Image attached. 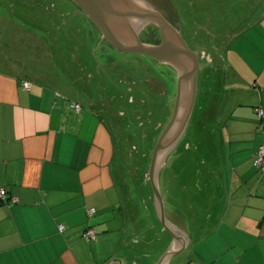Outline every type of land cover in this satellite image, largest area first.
<instances>
[{
	"label": "crops",
	"instance_id": "1",
	"mask_svg": "<svg viewBox=\"0 0 264 264\" xmlns=\"http://www.w3.org/2000/svg\"><path fill=\"white\" fill-rule=\"evenodd\" d=\"M14 2L20 9H31L33 17H25L24 23L33 27H44L45 12L64 14L60 15L59 1H55L58 5L51 0L45 5L38 0ZM244 21L248 22L240 26ZM83 23H76L78 29ZM236 23L240 25L235 31H245L230 37L236 60L227 66L235 100L229 116L221 118L206 110L204 101L199 109L200 119L215 120L216 127L202 128L209 136L201 144L204 162H215L213 167L207 165L205 173L199 171L197 181L202 195L197 201L205 197L212 206L186 211L176 205L177 197L169 208L164 200L168 217L183 221L189 237L188 245L171 255L167 264H264V172L255 165L257 151L264 145V115L262 120L256 116L257 108L264 111V0H256L250 15ZM20 35L27 55L44 46L43 37L33 30ZM21 52L12 51L13 59L0 58V189L18 199L0 202V264H161L179 248L176 236L162 225L158 238L141 242L129 221L145 201L128 199L126 206L122 199L116 201L133 195L135 187L128 183L140 180L125 167L126 151L117 150L102 118L74 113L65 99L60 105L52 77L33 68L37 61L30 65L18 59ZM106 55L110 64H117ZM25 83L31 86L26 88ZM187 151L192 152L190 145ZM118 157L124 160L121 183L114 171ZM185 171L181 167V178ZM180 187L191 209L192 188L188 182ZM142 197L154 206L145 220L156 223L154 194L145 192ZM90 209L97 211L91 219ZM89 226L98 233L91 244L83 238Z\"/></svg>",
	"mask_w": 264,
	"mask_h": 264
},
{
	"label": "rangeland",
	"instance_id": "2",
	"mask_svg": "<svg viewBox=\"0 0 264 264\" xmlns=\"http://www.w3.org/2000/svg\"><path fill=\"white\" fill-rule=\"evenodd\" d=\"M51 1L61 2L60 15L63 11L64 14L60 17L58 10L45 12L42 16L45 20L44 22L42 19L44 27L40 25L33 27L31 24L24 23L25 17L30 20L33 17L31 9H20L14 0H0V58L6 60L7 57L12 56V51L22 49L17 58L29 64L37 61L33 68H39L46 72L48 77H52L56 90L61 95L60 105L64 99L70 104L78 102L83 106V114H92L98 120L102 118L114 136L118 151H126L131 145L127 152V155H130L128 161L131 162L137 156L133 150L131 151L132 145L143 148V154L147 155L148 153L152 160L153 153L147 152V149L150 148L149 143L144 144L143 139H146L148 134H152L153 128H162L166 122L168 124L169 121L166 117L163 118L161 112L170 118L173 115L176 102L174 100L177 99L178 93L177 82L157 61L143 56L123 54L124 62L136 65L137 79L133 70L122 63V54L114 51L108 52V56H112L113 60H116L117 64L115 65L106 60V53L98 54L100 63L108 77L99 67L88 39H85L89 38L86 29L83 27L80 30L76 25L77 22L84 21L80 15L75 14L77 9L68 4L65 6L68 0ZM255 1L158 0L164 13H173L169 15L167 21L181 33L182 39L187 45L195 50H201V55L206 54V59L202 62L198 74V93L192 117L183 137L172 150L168 158L169 162L166 163L162 173V196L168 208L176 197V205L186 211H205L212 206L209 199L205 200V197L203 200L197 201L198 197H202L199 194L200 185L198 186L197 181L199 182L198 178H200L199 171L202 170L205 173L207 165L213 167L212 164L215 162L214 159L210 160L213 163L204 162L205 156L203 155L205 153L201 144L209 136L207 132L202 131V128L208 126L212 131L211 125L214 129L216 127L215 120L212 122L200 119L199 109L203 107L202 101H204L206 110L217 113L218 117L221 115V118L226 119L229 116L230 107L233 106L235 100L229 88L228 81L230 79L227 77L229 73L227 66L236 60L232 53L230 37L235 36L236 32L238 35L241 31H245L244 29L235 31L239 27L236 23L239 19L233 17L250 15ZM47 2L39 0V3H44V5ZM180 2L181 6H179ZM55 3L57 4V2ZM170 16L172 21H170ZM14 22L17 23V26L14 25ZM23 30L29 32L33 30L34 34L43 37L44 46H40L41 50H35L36 53L31 55L23 53V50L27 51V46L22 44L24 40H21L20 35ZM135 31L140 32L141 30L135 28ZM140 38L143 43L149 44V39L142 31ZM40 41H35V43H40ZM28 42L34 44L33 41ZM37 75L41 76V74ZM206 88L208 94H206ZM207 102L209 103L206 104ZM156 108H160L158 109L160 113L156 111ZM127 128L128 130H126ZM131 133L133 136L130 135ZM138 133L139 136L141 135L140 140L137 138ZM159 138L160 136L158 140ZM213 139L215 140V137ZM189 145L192 147V152L187 151ZM155 148L156 145L153 152ZM122 162L124 160L118 157V161L114 164V171L120 183ZM203 163H205V167ZM147 164H149L147 170V182H149L151 161ZM181 167L186 169V175L183 178L180 177ZM189 168L194 171L193 174L196 178L192 176V172L189 173ZM141 182L143 183L142 179ZM181 182H188L192 188L195 202L191 209H188L190 205L184 196L181 197ZM142 183L140 180H134L133 184L130 181L128 185L135 187L133 195L130 194L126 197L120 195L121 197L116 200L119 202L122 199V205L125 206L128 199L136 200L138 203L145 201L142 206H139L138 211H133L134 217H131L129 221V225L133 226L130 229L138 230L135 235L141 242L149 238H158V229L160 230L162 227L159 217L161 224L158 220L154 223L151 218L145 220L147 211H154V206L152 202L142 197L145 192L146 195L149 194V189ZM137 187L140 188L141 193L138 192L139 188L137 189ZM136 196H138L137 199ZM213 201L211 200L212 203ZM120 208L117 211H121L122 206ZM148 226L151 228H145Z\"/></svg>",
	"mask_w": 264,
	"mask_h": 264
},
{
	"label": "water",
	"instance_id": "3",
	"mask_svg": "<svg viewBox=\"0 0 264 264\" xmlns=\"http://www.w3.org/2000/svg\"><path fill=\"white\" fill-rule=\"evenodd\" d=\"M73 2L82 9L84 15L98 26L103 34V40H106L117 52L122 54V63L133 70L137 79L136 65L124 62L123 54L143 56L159 62L158 64L178 84L174 112L156 144L149 171V182L154 192L159 219L166 231L172 237L175 235L176 242H179V248L162 259L161 264H167L171 255L183 250L188 245L189 237L186 233L185 223L167 215L162 196V173L166 163L169 162L168 158L172 150L183 137L195 108L198 74L201 70L199 54L187 45L182 39L181 33L167 21L169 15L173 13H164L158 0H73ZM179 6H181V2ZM155 8L158 12L155 11ZM75 14L80 15L78 9ZM80 16L84 20L83 26L88 33L89 38L87 39L93 54L99 67L103 69L98 54L113 50L106 43H102L100 33L94 28L93 23L82 15ZM135 28H139L150 42L154 41L152 44L155 45L143 43L140 38L141 31L136 32ZM103 71L108 76L104 69ZM125 94L127 95V93Z\"/></svg>",
	"mask_w": 264,
	"mask_h": 264
},
{
	"label": "trees",
	"instance_id": "4",
	"mask_svg": "<svg viewBox=\"0 0 264 264\" xmlns=\"http://www.w3.org/2000/svg\"><path fill=\"white\" fill-rule=\"evenodd\" d=\"M15 1V0H14ZM48 1H50V0H48ZM82 16L85 18V19H89V18H87L84 14H82ZM233 18H235V19H240V18H242V19H244L245 18V16H237V17H233ZM245 22H248V21H244V22H242L241 23V25L240 24H238V25H240V26H242ZM93 26L95 27V25L93 24ZM96 28V27H95ZM97 29V28H96ZM222 29H223V27L221 28V32H222ZM98 30V29H97ZM100 33V32H99ZM100 35V37H101V34H99ZM120 54V53H119ZM75 104H77V105H79L80 107H81V110H80V112H76V110H74L73 108H72V105H75ZM70 109H72V111L74 112V113H76V114H81L82 112H83V106L80 104V103H78V102H72L71 104H70ZM158 109H160V108H156V111H158L159 113H160V111L158 110ZM258 109H261V108H257L256 109V116L258 117V119H260V120H262L263 118H260L259 117V115H258ZM140 112V111H139ZM135 114V113H134ZM213 114H214V112H213ZM215 114H217V113H215ZM161 115H163V118H167V121H169L170 120V116H168L167 114H163L162 112H161ZM147 116H149V115H147ZM160 116V115H159ZM135 122V121H134ZM136 123V122H135ZM137 124V123H136ZM166 124H167V122H166ZM166 124H164V125H166ZM162 125V124H161ZM164 125L162 126V128L161 127H155V128H153V132H152V134L150 133V134H148V136L146 137V139L144 138L143 139V142H144V144L145 143H149V147L150 148H148L147 149V152H149L150 154L151 153H153V149H154V146L157 144V141H158V137L159 136H161V134H162V131L165 129V127H164ZM126 130H128V128L126 129ZM130 135H132V133L130 134ZM133 136V135H132ZM140 137H141V135L139 136V133H138V136H137V138L140 140ZM142 139V138H141ZM151 141V142H150ZM133 146V145H132ZM137 145H135L134 147H132V149H131V151L133 150L135 153H136V157L134 158V159H132L131 160V162L130 161H128V162H130V163H128L127 161H126V163H125V167H126V169H130L131 171H133V172H135L134 173V176L137 174L138 175V179H140V183H142L141 182V179L143 180V183L146 181V179H147V170H148V165L149 164H147L148 162L150 163V161H151V158H150V156H149V154L147 153V155H145V154H143V151H142V149L139 147V146H137ZM130 147H131V145H130ZM130 147H128L127 148V150H126V157L128 158L130 155H127V151L128 150H130ZM145 150H146V148H144ZM144 150V151H145ZM153 155V154H152ZM150 160V161H149ZM134 162V163H133ZM142 183V184H143ZM144 185V184H143ZM146 186H147V188L149 189V193L150 194H154L153 193V189H152V186H151V183L150 182H147L146 181V184H145ZM140 187V186H139ZM141 187H142V185H141ZM140 187V188H141ZM6 191V190H5ZM6 193H7V191H6ZM152 196V195H151ZM152 198V197H151ZM11 200V202L13 203V201H12V198L11 197H9V195H8V193H7V195H6V198L5 199H0V202H2V203H4V202H7V201H10ZM95 210V213L91 216V217H89V215H88V212H87V215H88V218L89 219H91V218H93L95 215H96V213H97V211H96V209H94ZM90 228H92V229H95L94 227H92V226H89L85 231H84V234H85V232L88 230V229H90ZM59 231L62 233L63 231H64V226H63V229L61 230L60 228H59ZM95 231H96V229H95ZM83 234V235H84ZM96 234H97V236H98V233H97V231H96ZM97 236H96V239H97ZM84 238V237H83ZM96 239L94 240V241H91V242H87L86 241V243L87 244H91V243H94L95 241H96ZM85 240V239H84ZM190 264V263H189ZM195 264V263H194Z\"/></svg>",
	"mask_w": 264,
	"mask_h": 264
},
{
	"label": "built area",
	"instance_id": "5",
	"mask_svg": "<svg viewBox=\"0 0 264 264\" xmlns=\"http://www.w3.org/2000/svg\"><path fill=\"white\" fill-rule=\"evenodd\" d=\"M24 86L26 88H29L31 86V84L25 83ZM72 108L74 110H76V112H80V110H81V107L77 104L72 105ZM257 111H258L259 117L263 118V115H264L263 109H258ZM255 165L258 169H260L261 171L264 172V145L260 146L258 151H257L256 157H255ZM6 195H7L6 191L4 189H0V199H5ZM12 201H13V203H17L18 199L12 198ZM94 213H95V210L90 209L88 211L89 217H91ZM60 229L61 230L63 229L62 225L60 226ZM96 236H97L96 231H95V229H92V228L88 229L85 232V234L83 235L85 241H87V242L94 241L96 239ZM190 264H194V263H190Z\"/></svg>",
	"mask_w": 264,
	"mask_h": 264
},
{
	"label": "flooded vegetation",
	"instance_id": "6",
	"mask_svg": "<svg viewBox=\"0 0 264 264\" xmlns=\"http://www.w3.org/2000/svg\"><path fill=\"white\" fill-rule=\"evenodd\" d=\"M39 1V0H38ZM47 1V0H46ZM67 3L70 5V6H74L75 8H77L78 10H79V14L80 15H82L83 14V11H82V9L76 4V3H74L73 2V0H68L67 1ZM156 9V8H155ZM154 9V10H155ZM155 11H157V9L155 10ZM158 12V11H157ZM160 13V12H159ZM86 16V15H85ZM87 17V16H86ZM87 18H89V17H87ZM88 20H90L94 25H95V27L98 29H96L95 27V29L97 30V32H100V34H101V41H102V43L104 44V43H106L107 45H109V48L110 49H112L114 52H116V53H119V52H117L106 40H103V34H102V32H101V30L98 28V26L89 18ZM170 21H172L171 20V16H170ZM154 28H157V29H159L157 26H154ZM141 35V34H140ZM159 35H160V31H159ZM160 39H161V36H160ZM154 42V41H153ZM153 42H148L149 44L151 43H153ZM152 45H155V44H152ZM193 51H195V52H198V54H199V58H200V62H201V65H202V62L203 61H205V59H206V54L204 53L203 55H201V50H195V49H193V48H191ZM121 54V53H120ZM152 61H153V59H151ZM159 63V62H158ZM162 64H165V63H162ZM167 65H169V64H167ZM169 66H171V65H169ZM172 67V66H171ZM173 68V67H172ZM174 69V68H173ZM131 90V89H130ZM129 90V91H130Z\"/></svg>",
	"mask_w": 264,
	"mask_h": 264
}]
</instances>
